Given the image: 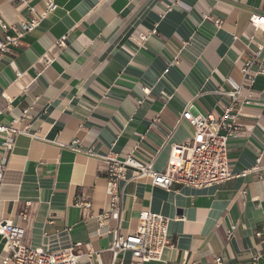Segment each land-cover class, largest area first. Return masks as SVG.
<instances>
[{
	"label": "crops",
	"instance_id": "0c3cea01",
	"mask_svg": "<svg viewBox=\"0 0 264 264\" xmlns=\"http://www.w3.org/2000/svg\"><path fill=\"white\" fill-rule=\"evenodd\" d=\"M55 3L20 48L0 55V123L17 120L15 127L29 130L9 155L0 135V163L7 166L0 223L25 227L33 248L57 253L81 244V264H112L106 231L118 222L100 228L96 222L108 208L104 158L132 156L164 170L171 147L193 138L186 121L177 125L189 102L203 114L223 116L231 100L222 93L241 84L243 64L264 42L250 23L252 14L264 15V0ZM29 8L41 13L45 2L0 0V22L18 26ZM253 90V104L236 106L227 122L233 126L228 160L235 172L256 165L261 171L200 189L164 190L147 179L121 183L123 234L137 229L143 211L169 222L171 244L161 263L149 264H264V73ZM74 142L81 151L67 148ZM79 201L91 207H78ZM88 251L100 252V261L89 262ZM7 255L0 236V264ZM119 259L133 263L130 253Z\"/></svg>",
	"mask_w": 264,
	"mask_h": 264
},
{
	"label": "built area",
	"instance_id": "2783aa9c",
	"mask_svg": "<svg viewBox=\"0 0 264 264\" xmlns=\"http://www.w3.org/2000/svg\"><path fill=\"white\" fill-rule=\"evenodd\" d=\"M21 6H27V0H18ZM45 10L36 12L35 8H29V19L20 22L18 26H8L0 22L4 37L0 39V55L11 51L12 48H20L22 39L26 34L38 28L43 20L50 13L57 9L55 0H44ZM208 17L205 16V19ZM214 23L219 26L220 20ZM250 23L264 33V15L252 14ZM12 28L14 35H7V31ZM61 48H65V38L59 42ZM264 50L262 47L245 61L241 68V84L235 86L230 93H222L230 98L231 104L226 108L223 116L216 118L211 114H203L196 109L194 102H189L186 106L177 125L186 121L194 131L193 138L183 145L171 147L170 157L164 170H157L154 162L142 164L132 156H125L119 159L117 155H108L104 159L108 165L106 195L108 197V208L96 217V222L100 227L105 226L107 221L118 222L117 226L110 228L106 233L112 237L109 252L112 255V264H118L120 256L130 253L132 264L161 263L165 249L170 246L169 222L159 214L151 211H143L138 218V227L135 231L123 234L121 220L124 215V188L122 182L126 184L131 181L147 179L151 185L164 190H171L174 186L200 189L210 186H219L225 182L245 178L251 172H259L262 169L256 165L251 170L235 172L231 169L228 160V143L232 134V125H228L229 120H233L231 112L235 107L240 108L253 104L254 82L256 78L264 73V67L260 63ZM178 64V60L169 63V67ZM169 69H166L168 72ZM18 77L21 74H17ZM17 120L9 125L0 123V135H3L1 143L2 151L9 155L14 151L16 139L20 135H29V130L15 127ZM228 132L224 135L223 132ZM169 137L166 138V140ZM74 151H81L77 142L67 146ZM132 171V177H127V172ZM7 166L0 163V191L4 184ZM243 194H246L244 191ZM78 207L89 209V202L79 201ZM22 219L27 218V212L21 214ZM0 236L6 240L8 255L4 258V264H81L80 258L83 255L77 254L76 250L81 244H76L74 248L49 253L42 249L28 246L25 242L26 229L22 226L0 223ZM84 256L89 262L93 259L100 261V252L88 251ZM221 264L220 260L217 261Z\"/></svg>",
	"mask_w": 264,
	"mask_h": 264
}]
</instances>
